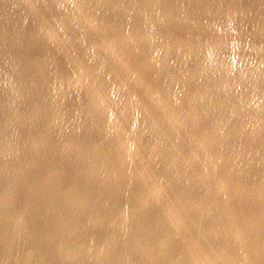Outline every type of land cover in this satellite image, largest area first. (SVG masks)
<instances>
[{
    "label": "bare ground",
    "instance_id": "bare-ground-1",
    "mask_svg": "<svg viewBox=\"0 0 264 264\" xmlns=\"http://www.w3.org/2000/svg\"><path fill=\"white\" fill-rule=\"evenodd\" d=\"M0 238L264 264V0H0Z\"/></svg>",
    "mask_w": 264,
    "mask_h": 264
},
{
    "label": "rangeland",
    "instance_id": "rangeland-1",
    "mask_svg": "<svg viewBox=\"0 0 264 264\" xmlns=\"http://www.w3.org/2000/svg\"><path fill=\"white\" fill-rule=\"evenodd\" d=\"M135 37H136V39H135ZM135 37H134V39L137 40V41H142V40H143V37H141V36H135ZM74 85H75L74 87H79V86H78L79 83H74ZM135 162H136V161H134V163H135ZM130 163L133 164V161H132V162L130 161ZM131 164L128 165V166H130V167L132 166L131 168H133V169H134L135 166L138 165V164H133V165H131ZM150 199H152V198H150ZM149 201H150V202H147V203H149V204L153 202V200H149ZM147 203H146V204H147ZM0 242L3 243V245L5 246L4 243H6V239H1V238H0ZM10 247H11V246H10ZM5 249H6L7 252H8V249L6 248V246H5ZM81 257H82V256H81ZM73 261H75V260H73ZM97 262H99V261H97ZM7 264H14V261L11 260V261H9V263H7Z\"/></svg>",
    "mask_w": 264,
    "mask_h": 264
}]
</instances>
